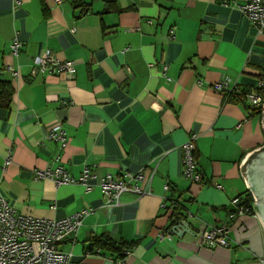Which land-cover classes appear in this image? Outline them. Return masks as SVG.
<instances>
[{"label":"crops","instance_id":"1","mask_svg":"<svg viewBox=\"0 0 264 264\" xmlns=\"http://www.w3.org/2000/svg\"><path fill=\"white\" fill-rule=\"evenodd\" d=\"M82 2L84 14L70 0H0V78L14 90L0 109V195L39 218L90 207L82 226L58 243L71 253L69 264H263L261 225L239 161L264 145L262 112L241 96L262 69L264 32L239 0ZM46 50L73 61L72 77L31 76L33 58ZM223 78L236 85L231 98L213 88ZM57 122L65 146L47 136ZM191 133L201 183L182 175L181 146ZM57 165L74 178L89 166L90 189L33 175ZM125 171L141 172L140 186L149 181L152 193L123 192L119 203L105 204L99 178ZM248 193L252 212L230 220V201ZM163 198L168 206L175 200L179 213L161 209ZM182 221L190 231L179 229ZM220 224L229 246H201V233ZM160 231L172 239L160 241ZM97 236L130 244L124 258Z\"/></svg>","mask_w":264,"mask_h":264},{"label":"built area","instance_id":"2","mask_svg":"<svg viewBox=\"0 0 264 264\" xmlns=\"http://www.w3.org/2000/svg\"><path fill=\"white\" fill-rule=\"evenodd\" d=\"M62 0H54L60 3ZM240 10L247 16L258 33L264 32V0H239ZM172 37V34L170 35ZM21 48V42L14 39L11 44V53L17 55ZM6 69L13 75L18 71L11 65ZM166 70V65L163 67ZM37 72L46 75L67 74L72 77L74 73V63L71 60L57 58L53 53L46 50L42 54L33 58L31 76ZM217 91L224 92L227 98L237 93L236 85L231 79L223 78L213 85ZM242 99L251 108L263 112L264 109V63L259 73L254 87L241 93ZM47 136L61 142L65 146V131L60 122L50 127ZM196 133H191L188 139L181 146L182 149V175L190 182L201 183L202 174L198 169L196 160ZM10 162L9 155L5 157V165ZM36 178H51L56 184L81 183L85 191L91 187L89 166L85 165L78 178L72 177L62 165L54 168L33 169ZM143 180L141 172L125 171L115 176L107 173L99 178V186L105 204L119 203L120 195L123 192H132L138 196L152 193L150 182L140 186ZM220 187V185H216ZM165 191L170 186L168 182L163 185ZM167 198H163L161 209L167 210L175 205L172 201L167 205ZM245 197L235 196L230 201L228 217L230 220L245 213H251L252 203H245ZM92 212L90 207H84L62 218H39L17 212L9 205L7 200L0 195V264H69L71 253L59 249L58 243L68 233H75L83 224L84 218ZM160 241L171 240L172 233L160 231L158 233ZM199 244L203 247H228V229L225 224L211 225L205 229L201 235ZM264 264V255L259 259ZM118 264H126L124 260Z\"/></svg>","mask_w":264,"mask_h":264},{"label":"water","instance_id":"3","mask_svg":"<svg viewBox=\"0 0 264 264\" xmlns=\"http://www.w3.org/2000/svg\"><path fill=\"white\" fill-rule=\"evenodd\" d=\"M260 127L264 134V109L260 118ZM239 170L255 200L254 211L261 225L264 242V145L251 152H245L239 161ZM183 228L190 231L185 221H182L179 227L180 230ZM176 230L174 229V232Z\"/></svg>","mask_w":264,"mask_h":264},{"label":"trees","instance_id":"4","mask_svg":"<svg viewBox=\"0 0 264 264\" xmlns=\"http://www.w3.org/2000/svg\"><path fill=\"white\" fill-rule=\"evenodd\" d=\"M70 1H71V4L75 8H80V10H81L80 14H84V13L89 11L88 4L83 3L82 0H70ZM13 92H14L13 86L10 83V81L3 80V79L0 78V109L9 107V104H10L12 96H13ZM257 112L259 113L260 110H257ZM245 199H246L245 203L251 204L252 201H253V198H252V196L249 193L245 196ZM172 201H175V200H172ZM176 204H177V202L175 201V205L172 208H170V209L168 208L166 210L167 213L168 212L170 213V216L179 213V208H178V205H176ZM95 240H98L100 242L106 243L111 248H114L118 252L119 258H124V255H125V253L124 252L122 253L121 250H123L124 248L130 246V244L129 245L128 244L127 245H122V244L115 245L107 237L103 238L102 236H97L95 238Z\"/></svg>","mask_w":264,"mask_h":264}]
</instances>
